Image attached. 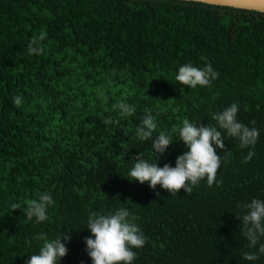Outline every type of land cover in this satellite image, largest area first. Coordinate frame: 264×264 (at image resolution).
Listing matches in <instances>:
<instances>
[{"label":"trees","instance_id":"obj_1","mask_svg":"<svg viewBox=\"0 0 264 264\" xmlns=\"http://www.w3.org/2000/svg\"><path fill=\"white\" fill-rule=\"evenodd\" d=\"M41 33L43 52L30 55ZM189 62L211 63L219 77L184 86L175 76ZM120 101L135 114L120 116ZM232 103L240 122L256 121L259 137L241 149L224 133L231 155L217 170L220 183L204 178L175 194L129 180L134 156L175 167L188 150L174 140L159 159L136 135L146 112L156 116L154 137L178 139L184 119L215 125L213 113ZM106 117L120 123L105 126ZM42 193L55 203L37 223L23 210ZM253 198L264 199V12L187 0H0V264H25L42 247L39 233L53 239L68 229L60 264H92L88 216L121 207L147 237L133 264H264V255L243 259L259 244L248 248L236 218Z\"/></svg>","mask_w":264,"mask_h":264},{"label":"clouds","instance_id":"obj_2","mask_svg":"<svg viewBox=\"0 0 264 264\" xmlns=\"http://www.w3.org/2000/svg\"><path fill=\"white\" fill-rule=\"evenodd\" d=\"M45 34L33 37L28 45V53L40 55L43 48L40 42ZM219 77V73L213 68L211 63L206 62L203 67H196L186 63L179 67L175 76L177 82L184 86L195 88L199 86H210L212 81ZM13 103L20 106L22 97H13ZM113 109H119L120 116H131L136 112V106L124 101L113 105ZM239 104L232 103L229 107L220 112L213 113L212 119L215 125L201 124L184 119L182 127L179 129V138H174L173 134L164 131L155 135L157 129L156 116L151 111L146 112L140 124L137 126L136 135L142 141H152V151L159 159L163 156L174 140L183 142L188 149L177 156L175 167L166 163L161 168L158 163H150L144 158L143 152L134 156L132 167L129 171L130 181H138L141 184L148 182L149 187L155 189L159 184L170 193L177 194L182 188L190 194L193 187L198 186L204 178L207 184L212 186L217 181V170L221 166L222 160L230 156L231 152L225 149L224 133L229 137L239 140L241 149L255 146L259 129L254 125L256 121H251V127L245 125L237 119ZM105 126L120 123L119 119L113 120L106 117L102 120ZM225 152V156L217 154V150ZM255 155L254 151H249L244 157V162H249ZM55 203L50 193H42L38 199H33L23 210L26 218L36 222H44L48 219L47 211ZM241 207V205H237ZM246 210L242 216H236L243 225V235L248 241V248L257 251H245L243 259L255 261L264 255V243H260L264 237V199L253 198L250 202L242 205ZM12 211L20 209L21 205L12 203ZM137 217L126 207H121L115 212L98 214L92 212L87 218L86 228L91 232V236L86 237L84 243L88 256L92 264H133L138 258V254L133 249H141L145 246L147 237L141 227L136 223ZM72 230L60 232L55 238L50 239L47 233L41 232L36 239L43 242L38 254H33L25 264H60L61 258L65 257L69 251L66 242L71 240Z\"/></svg>","mask_w":264,"mask_h":264},{"label":"water","instance_id":"obj_3","mask_svg":"<svg viewBox=\"0 0 264 264\" xmlns=\"http://www.w3.org/2000/svg\"><path fill=\"white\" fill-rule=\"evenodd\" d=\"M211 5L228 6L238 9L264 12V0H187Z\"/></svg>","mask_w":264,"mask_h":264}]
</instances>
